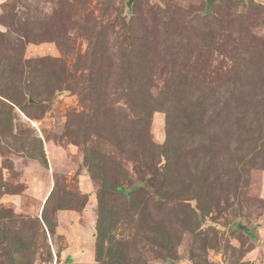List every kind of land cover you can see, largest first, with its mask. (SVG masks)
<instances>
[{
    "label": "rangeland",
    "instance_id": "374dc122",
    "mask_svg": "<svg viewBox=\"0 0 264 264\" xmlns=\"http://www.w3.org/2000/svg\"><path fill=\"white\" fill-rule=\"evenodd\" d=\"M209 2L0 0V264H264V0Z\"/></svg>",
    "mask_w": 264,
    "mask_h": 264
},
{
    "label": "trees",
    "instance_id": "16d2710c",
    "mask_svg": "<svg viewBox=\"0 0 264 264\" xmlns=\"http://www.w3.org/2000/svg\"><path fill=\"white\" fill-rule=\"evenodd\" d=\"M208 2H209V0H208ZM209 3H210V2H209ZM208 5H209V8H210V4H208ZM161 160H162V159H161ZM165 162H166V160H165V159H163V160H162V162H161V165H164V164H165ZM161 165H160V166H161ZM136 188H137V187H133V188L131 189V191H130V192H131V193H134V192H136ZM118 189H120V190L124 191V190H123V187H121V186H119V187H118ZM70 259H72V258L69 256V257L67 258V260H70Z\"/></svg>",
    "mask_w": 264,
    "mask_h": 264
}]
</instances>
